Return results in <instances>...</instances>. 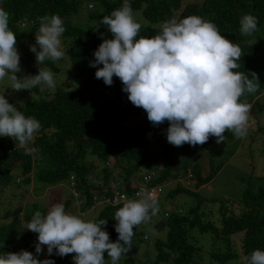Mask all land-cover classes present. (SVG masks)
<instances>
[{"label": "trees", "instance_id": "1", "mask_svg": "<svg viewBox=\"0 0 264 264\" xmlns=\"http://www.w3.org/2000/svg\"><path fill=\"white\" fill-rule=\"evenodd\" d=\"M84 1L0 0V7L9 13V28L16 34V47L20 53L24 76L38 74L39 68L50 70L54 74L60 72L61 68L50 59L38 65L35 53L30 50L29 41L34 39L35 33L38 32V17L57 14L63 19L65 32L61 36V46L68 57L67 73L72 82L69 85L71 88L56 83L54 88L45 89L43 92L40 91V86L34 87L28 90L33 92V98L24 104H20L11 92L0 91V95H5L9 103L14 104L26 117L37 119L41 125L34 141L29 144V147L34 149L31 154H25L24 149L16 148V141L12 138L0 137V189L8 184L13 167H19L24 174H29L34 165L39 163L37 177L41 182L55 184L69 179L71 174L75 176L77 187L86 199L82 210L91 204L95 192L108 190L110 182H118L119 177L124 179L123 189L129 197L135 189L130 180V173L160 158L164 164L159 169L155 167L157 169L152 170L155 174L151 184L163 185L175 179L179 172L174 165L173 154L186 144L174 146L167 141L166 135L160 134V130L169 127L167 120L159 125H153L150 121L135 127L122 124L127 116L147 113L130 102L118 77L113 76L112 85H106L102 79H97V67L103 65L92 67L91 62L95 61L94 52L103 39L111 38V33L104 25L99 24V21L103 16L110 15L113 10L121 7L124 0ZM88 2L92 3H89V6L93 9L88 8ZM128 2L132 9H140L148 22L141 24L137 39L140 36L151 38L159 34L161 25L172 18L180 20L196 15L215 23L223 36L242 49L243 55L238 61L240 67L234 71L243 72L250 79L252 72H255L259 78V89L255 93H245L241 99H247L254 114L256 109L259 111L262 108L263 105L258 100L264 95V0ZM83 3L88 24L73 23L72 20L78 16ZM245 14L254 15L258 19V30L250 36H242L240 33V19ZM93 22L98 25H90ZM146 135L158 137L157 140L162 143L159 153L150 149L144 138ZM224 135L231 137L229 131ZM89 154L103 162L101 175L97 173L93 163L86 162ZM124 162L128 163L126 167ZM187 167L188 171L185 168L183 172L189 182H193L195 189L178 184L168 195L178 192L195 194L196 204L185 212L179 209L165 212L166 236L154 241L156 253L152 263L137 262L134 255L127 252L118 264H200L199 254L202 249L193 234L194 231L210 233L209 257L220 264H246L245 257H250L253 251H264V180L254 185L249 181L245 184L240 193L238 205L242 207L238 212L230 211L227 202L219 200V223L216 225L201 208L205 202H216L218 198H207L196 192V189L212 179L215 171L210 170L203 175V167L198 163ZM94 172L97 173L96 177L90 181ZM26 181H29L28 177ZM57 196L58 203H61L62 193L57 191ZM69 203H72V200L65 198L62 202L65 209ZM122 205L123 203L103 205L98 214L90 219L97 222L106 219L107 224L101 227L109 233V239L113 242L118 239L114 214ZM26 206L25 211L20 204L11 211L5 210V218L11 219L9 223L0 225V255L21 250L34 251L37 242L30 243L28 237L18 240L15 229L20 218L25 223L30 222L36 211L46 214L48 207H41L36 203ZM137 228L138 226L134 227L132 246L135 241L140 242ZM236 233L240 234V251L233 246L232 236ZM145 236L143 238L147 239ZM108 258L105 253L106 264H111ZM49 259L54 264H74L73 254L62 257L56 254L55 249Z\"/></svg>", "mask_w": 264, "mask_h": 264}, {"label": "clouds", "instance_id": "2", "mask_svg": "<svg viewBox=\"0 0 264 264\" xmlns=\"http://www.w3.org/2000/svg\"><path fill=\"white\" fill-rule=\"evenodd\" d=\"M37 19L40 25L35 33L36 42L30 46L37 64L46 59H61L65 55L61 49L63 19L57 14ZM99 24L108 29L111 38L103 39L94 52L91 66L103 65L97 67L95 77L106 85H112L113 76L118 77L130 102L143 108L153 125L167 120L170 144L202 145L210 136L220 144L226 131L233 132L237 139L247 135L252 105L241 98L245 93H255L260 81L255 72L250 79L243 72L234 71L240 67L242 49L223 36L215 23L196 15L180 20L172 18L161 25L159 34L137 39L142 25L128 0H124L121 7L103 16ZM257 26L254 15L245 14L240 19L242 36L252 35ZM16 45V34L9 28V13L0 7V80L8 77L13 90L40 86L43 92L54 88V74L47 69L39 68L36 75L17 77L21 67ZM40 127L37 119L26 117L5 95H0V137L12 138L16 148L31 154L34 149L29 144ZM136 196L114 214L118 233L115 242L110 241L109 233L101 227L107 224L106 219L85 220L66 212L62 203L53 204L46 214L36 211L26 227L38 233L36 253H41L46 245L49 255L54 249L62 257L73 254L74 264H106V253L111 264H118L122 254L131 249L134 227L149 221L159 211L158 201L151 193L142 190ZM245 261L264 264V251H253ZM0 264L54 262L21 250L0 255Z\"/></svg>", "mask_w": 264, "mask_h": 264}, {"label": "rangeland", "instance_id": "3", "mask_svg": "<svg viewBox=\"0 0 264 264\" xmlns=\"http://www.w3.org/2000/svg\"><path fill=\"white\" fill-rule=\"evenodd\" d=\"M190 1L197 3L202 2V0H184V2ZM89 3L91 2L87 3L88 8L93 9V7L90 8ZM96 5H99L98 2H96ZM84 10L86 11V8L83 3L78 16L76 18H73L74 16H72L73 23H79L82 25L88 24L86 12ZM132 10L139 23L144 25L148 23L140 9ZM90 25H98V23L93 22L90 23ZM35 42L34 37V39L29 41V45L31 46L35 44ZM37 49L39 48L37 47ZM61 49L65 52V55L61 59L54 61L55 64L61 68L59 73H53L54 79L60 86L71 88L72 86L69 85L72 82L67 73V67L69 66L68 57L62 46ZM20 67L21 71L16 73L18 78L24 76V69L21 63ZM10 84L11 82L8 77H5L4 80H0V91L11 92L20 104H24L33 98L34 94L32 91H28V89L13 90ZM262 93H264V91ZM258 102L263 106L259 111L256 109L255 114L254 110L251 109L249 113L248 131L245 137L237 139L233 132L229 131L231 137L225 136L223 143L217 144L216 138L209 137L208 141L202 145L191 146L186 143L185 146L174 152V165L179 173L175 179L162 185V190L157 198L159 211L156 215H152L149 221L138 226L137 232L139 233L140 242L135 241L134 246L128 251V253L134 255L137 262L152 263L156 253L153 244L154 241L156 239H164L166 236L167 226L164 224L166 211L179 209L182 210V212H185L189 207L196 204L197 200L195 194L178 192L168 195L169 191H172L178 184L184 185L189 189H195L193 182H189V178L183 172L185 168L188 171V165L192 167L193 164L198 163L203 167V175L209 173L210 170L215 171L212 179L196 189V192L207 198L213 196L218 198L216 202H205L201 208L207 213L208 219L216 225L219 223V200L222 199L226 201L230 211L238 212L242 207L238 205V202L240 201V193L245 184L249 181L254 185L261 182V180H264V95L259 97ZM148 121L147 115L127 116L122 124L127 127H135ZM160 131V134L167 136V129ZM144 138L149 143V147L152 151L160 152L162 143L157 140L158 137L146 135ZM85 160L88 163H93L96 166L95 169L97 173L101 175L102 167L104 165L101 160L91 154H89ZM123 164L125 167L128 165L126 162ZM162 164H164V162L160 158L150 164H145L140 168L133 170L130 173L131 183L135 184L142 174L157 168L159 169ZM38 167L39 163H36L29 174H24L19 167H13L11 169L8 184L3 189H0V225L9 223L11 219V217L5 218V210L9 209L11 211L19 204L23 206V210L27 207V204L32 203H36L41 207L46 206L49 209L53 204H56V201L58 203L57 191L62 193L63 199H60L61 203L65 198H70L72 200V192L69 187L68 178L63 179L61 182H56L55 184L41 182L37 177ZM119 170L120 169L118 168L117 171ZM97 173L94 172L90 181L95 179ZM26 177L29 178V181H26ZM117 180L119 183L118 187L123 188L124 179L119 177ZM50 199L53 201L49 202ZM101 208L102 205L98 204L92 209L87 207L83 210H79L73 203H69L65 210L68 213L82 216L85 220H90L98 214ZM28 223L29 222L25 223L21 218L19 219L15 229L17 238L18 240H21L24 237H28L30 243H38V233L28 230L26 228ZM193 234L197 238L202 249L199 254V263L220 264L209 257L208 251L211 247L210 233H199L194 231ZM144 235H146L147 239L143 238ZM232 239L234 241L233 246L240 251V234H233ZM42 248L43 251L39 254H37L34 249V251H32L33 255L40 260L46 258L49 259L50 255L47 252V246L43 245ZM125 256L126 254H122L119 262L122 261ZM108 259L111 261L110 257ZM239 262L240 258L238 260V263Z\"/></svg>", "mask_w": 264, "mask_h": 264}, {"label": "built area", "instance_id": "4", "mask_svg": "<svg viewBox=\"0 0 264 264\" xmlns=\"http://www.w3.org/2000/svg\"><path fill=\"white\" fill-rule=\"evenodd\" d=\"M106 164H109V162H106ZM154 172L155 171H150L148 173H145L140 179V181L134 184L135 189L129 197L127 196L123 188L118 187V182H110V187L108 190L95 192L92 195L91 204L87 207L89 209H92L98 204H101L103 206L106 204L116 205L119 203H124L127 200L136 199V194L142 190L151 193L155 198H157L162 190V186L157 184H151V179H153L155 174ZM69 187L72 192V203L79 210L82 209V206L85 204L86 199L81 193V191L78 189L75 176L73 174L69 176Z\"/></svg>", "mask_w": 264, "mask_h": 264}, {"label": "crops", "instance_id": "5", "mask_svg": "<svg viewBox=\"0 0 264 264\" xmlns=\"http://www.w3.org/2000/svg\"><path fill=\"white\" fill-rule=\"evenodd\" d=\"M136 183H137V182H136ZM136 183H135V184H136ZM80 210H82V209H80Z\"/></svg>", "mask_w": 264, "mask_h": 264}]
</instances>
